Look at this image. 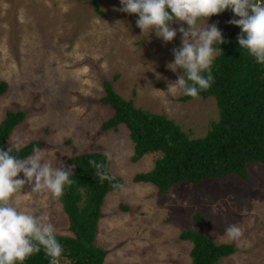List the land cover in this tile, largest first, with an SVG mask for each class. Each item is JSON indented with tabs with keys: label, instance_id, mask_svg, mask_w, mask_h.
I'll list each match as a JSON object with an SVG mask.
<instances>
[{
	"label": "rangeland",
	"instance_id": "374dc122",
	"mask_svg": "<svg viewBox=\"0 0 264 264\" xmlns=\"http://www.w3.org/2000/svg\"><path fill=\"white\" fill-rule=\"evenodd\" d=\"M96 2L101 14L91 0H0V80L7 83L0 96V120L7 110L25 113L5 145L42 139L44 158L70 170L73 165L67 160L76 154L110 155V171L123 184L107 192L100 206L94 240L107 251L103 264H187L191 243L178 238L182 230H197L215 244L233 245L235 250L217 264H264L260 163L246 164L245 179L232 174L198 185L177 183L160 195L152 184L131 180L135 173L149 170L158 153L131 162L127 128L100 130L113 112L99 102L102 81L111 82L113 91L125 100L131 98L135 107L172 119L189 137L202 136L217 118V109L213 97L182 102L178 99L182 91L175 95L167 91L168 83L181 75L166 67L174 60L171 50L181 45V33L164 43L154 32L141 34L136 14L115 10L121 7L120 0ZM233 18L239 19L227 9L217 20L209 17L197 23H216L223 32L235 26L228 23ZM15 196L20 211L35 206L56 234L71 235L66 215L50 192L33 193L25 185ZM231 224L242 230L238 240H229L225 232ZM58 264L68 261L62 257Z\"/></svg>",
	"mask_w": 264,
	"mask_h": 264
},
{
	"label": "trees",
	"instance_id": "16d2710c",
	"mask_svg": "<svg viewBox=\"0 0 264 264\" xmlns=\"http://www.w3.org/2000/svg\"><path fill=\"white\" fill-rule=\"evenodd\" d=\"M91 5L101 14L96 0H91ZM211 17L217 20L219 14ZM240 32L236 25L226 27L222 32L226 43L214 45L217 49L212 64L214 83L199 96L213 97L217 118L209 123L202 136L189 137L172 119L135 107L131 98L125 100L113 91L111 82L102 81L104 95L99 102L110 105L113 112L100 124V130L114 129L119 124L127 128L132 143L131 162L145 154L158 153L149 170L132 176L133 182L150 183L160 195L177 183L198 185L206 179L232 174L245 179L248 162H258L264 168V65L257 64L246 50L239 48ZM179 71L183 74L182 69ZM6 88L7 83L0 80V96ZM178 99L185 102L193 98L181 93ZM24 116L23 110L4 112L0 120V148H9L5 142ZM45 146L44 140L34 139L24 144L18 153L14 149L12 154L27 158L34 149ZM93 160L102 163V171L114 179L100 183L96 168L89 163ZM67 162L73 165L70 176L73 183L65 186L64 194L56 200L66 215L71 235L56 234L63 246L60 258H65L68 264H103L107 251L96 246L94 240L100 206L105 194L117 190L119 187L113 185H122L123 180L110 173L108 157L101 152L79 153ZM195 220H199V215ZM178 238L191 243L187 264H217L221 257L235 250L231 244H215L197 230H182ZM23 264H50V258L41 249L27 257Z\"/></svg>",
	"mask_w": 264,
	"mask_h": 264
},
{
	"label": "clouds",
	"instance_id": "9594fccd",
	"mask_svg": "<svg viewBox=\"0 0 264 264\" xmlns=\"http://www.w3.org/2000/svg\"><path fill=\"white\" fill-rule=\"evenodd\" d=\"M120 5L115 10L136 14V26L141 34L154 32L164 43L173 41L177 32L182 34L181 45L171 50L174 60L166 65L172 72L183 70L177 80L168 83L167 91L173 95L182 91L186 96L198 98L201 91L214 83L212 64L217 55L214 45L226 40L216 23L199 26L197 22L207 21L226 9L239 17L228 21L241 29L237 36L239 48L246 50L257 64L264 65V0L259 3L256 0H120ZM181 22H186L187 28ZM173 23L181 26L174 28ZM220 51L223 50L220 48ZM156 77L161 78L159 73ZM11 145L7 150L0 148V264H23L27 257L41 249L50 258V264H58L63 246L56 238L54 226L35 206L31 211H20L15 194L29 185L33 193L47 191L59 199L65 186L73 183L72 172L64 166L54 167L40 149H34L27 158L13 155V150L18 153L22 145L13 141ZM89 163L96 168L100 183L114 179L102 171V163L94 160ZM20 173L23 178H18ZM225 232L229 240H238L243 234L235 224L229 225Z\"/></svg>",
	"mask_w": 264,
	"mask_h": 264
},
{
	"label": "crops",
	"instance_id": "0c3cea01",
	"mask_svg": "<svg viewBox=\"0 0 264 264\" xmlns=\"http://www.w3.org/2000/svg\"><path fill=\"white\" fill-rule=\"evenodd\" d=\"M119 125H123V124H119ZM118 126V125H117ZM101 153H103V152H101ZM107 157H109L108 155H107ZM108 162H110V159L108 158ZM110 165V164H109ZM108 165V169H109V171H110V169H111V167ZM114 170V169H113ZM118 172V171H117ZM110 173H112V174H114V175H116V176H119V175H117V174H115L114 172H111L110 171ZM120 177V176H119ZM121 178V177H120ZM122 179V178H121ZM137 183H141V182H137Z\"/></svg>",
	"mask_w": 264,
	"mask_h": 264
}]
</instances>
